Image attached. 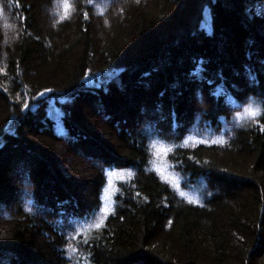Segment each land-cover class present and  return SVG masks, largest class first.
Returning a JSON list of instances; mask_svg holds the SVG:
<instances>
[{
	"label": "trees",
	"instance_id": "obj_1",
	"mask_svg": "<svg viewBox=\"0 0 264 264\" xmlns=\"http://www.w3.org/2000/svg\"><path fill=\"white\" fill-rule=\"evenodd\" d=\"M0 264H264V0H0Z\"/></svg>",
	"mask_w": 264,
	"mask_h": 264
},
{
	"label": "rangeland",
	"instance_id": "obj_2",
	"mask_svg": "<svg viewBox=\"0 0 264 264\" xmlns=\"http://www.w3.org/2000/svg\"><path fill=\"white\" fill-rule=\"evenodd\" d=\"M98 114H99V112H97ZM81 156V155H80ZM80 156H78V157H80ZM68 162L70 161V160H67ZM29 167H28V165H27V162H20L19 164H18V169H17V171H16V174H18L19 176H21V174H22V171H25V170H27ZM28 173V172H27ZM77 173V172H76ZM79 175V177H80V179H83V177H85V176H83L82 174H78ZM3 212V211H2ZM262 261V260H261Z\"/></svg>",
	"mask_w": 264,
	"mask_h": 264
}]
</instances>
